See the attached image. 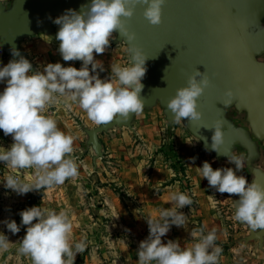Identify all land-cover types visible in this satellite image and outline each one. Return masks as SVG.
Here are the masks:
<instances>
[{
  "label": "clouds",
  "instance_id": "clouds-1",
  "mask_svg": "<svg viewBox=\"0 0 264 264\" xmlns=\"http://www.w3.org/2000/svg\"><path fill=\"white\" fill-rule=\"evenodd\" d=\"M164 3L165 0H91L80 12L70 9L57 17L54 23L60 26L55 36L60 42L59 52L65 62L81 61L80 69L57 62L48 63L42 72H32L29 60L12 49V55L19 59L0 68V82L6 81L0 93V130L13 139L9 149L0 151V162L12 172L4 180L7 189L24 195L63 185L79 176L73 155L76 137L61 131L53 116L45 115L49 108L60 103L61 97L65 103H77L87 119L97 126L118 119L127 121L143 113L141 81L146 76L149 57L131 44L126 49L130 54L129 66L111 65L110 79L102 80L97 70L104 71L103 63L95 55H102L110 47L114 32L128 42L135 40V33L130 32L127 23L137 4L147 6L144 17L155 26L162 23ZM209 84L210 80L199 71L188 77L187 86L177 89L168 101L172 123L179 124L182 118L192 122L202 119L198 99ZM225 95L232 98L234 94L228 89ZM231 102L229 99L228 103ZM213 128L211 150L227 155L220 152L225 137L223 121H217L209 129ZM227 156L234 169L214 170L204 161L197 170L220 194L239 197L233 203L235 221L247 224L254 232L264 230V185L254 180L249 183L246 177L237 175L245 167V158L235 153ZM28 169L33 172L25 175ZM168 200L173 205L171 208L161 209L158 217H147L149 236L140 242L138 264H219L223 249L215 243L218 239L215 229L206 235L203 228L193 229L190 235L198 242L191 247L182 248L179 241L173 240L162 243L161 238L172 225L187 227L188 217L178 209L193 204L189 195L179 191L171 193ZM20 216L27 228L17 253L30 258L31 264H75L77 253L85 251L84 240L74 242V221L68 210L57 213L33 206L21 211ZM4 223L12 234L20 231L15 220ZM10 244L8 237L0 233V253L8 251Z\"/></svg>",
  "mask_w": 264,
  "mask_h": 264
},
{
  "label": "water",
  "instance_id": "water-1",
  "mask_svg": "<svg viewBox=\"0 0 264 264\" xmlns=\"http://www.w3.org/2000/svg\"><path fill=\"white\" fill-rule=\"evenodd\" d=\"M90 3L91 0H0V48L10 61L19 59L12 55V49L18 50L32 64V72H37L38 66L23 49L22 41L40 34L55 36L54 18L70 9L80 12ZM145 7L137 4L127 23L130 32L135 33L134 41L128 42L114 32V44H134L149 57L147 73L141 81L144 110L159 104L170 136L174 123L168 101L177 89L187 86L188 77L195 71L204 73L210 84L198 99L202 119L192 122L182 118V123L202 142L203 151L217 160L228 162L227 155L245 151L244 168L249 182L264 185V0H165L162 23L155 26L144 17ZM228 89L233 91L232 98L225 95ZM230 109L245 113L247 125L238 123ZM135 117L84 128L86 147L93 150L95 164L103 156L100 135L115 127L133 129ZM217 121L224 123L220 152L227 155L211 150L214 128H209ZM238 199L234 198L233 203ZM237 223L248 230L237 241L245 245L256 241L264 252V230L254 232L247 224Z\"/></svg>",
  "mask_w": 264,
  "mask_h": 264
},
{
  "label": "rangeland",
  "instance_id": "rangeland-1",
  "mask_svg": "<svg viewBox=\"0 0 264 264\" xmlns=\"http://www.w3.org/2000/svg\"><path fill=\"white\" fill-rule=\"evenodd\" d=\"M2 1L10 2V0ZM54 25L58 32L60 26L55 23ZM55 36L35 35L25 39L21 44L24 49L26 46L30 47L32 41L39 40L44 43V51L37 59L38 63L34 61L41 72L48 63L59 62L65 67L70 66L69 63H72L77 68L80 61L65 62L63 60L59 52L60 42L55 39ZM113 36L115 39V33H113ZM114 39L111 40L110 47L116 48V51H121L129 64V53L126 51L128 46L124 43L114 44ZM96 56V60L102 61L100 57ZM262 59L264 60V56H262ZM9 62L8 55L0 48V68H3ZM99 76L102 80L110 79L111 71H99ZM5 84L6 81L0 82V93L6 87ZM67 103L69 105L65 104V98L61 97L60 103L49 108L45 115L56 117L58 128L66 134L73 135L68 131L71 126H77V130L80 131V139L86 146L84 128H93L97 125L87 119L86 113L83 115L78 113L76 108H73L72 101H67ZM152 112L157 113L156 117L160 120L162 132L161 147L155 152L150 151V135L148 133L150 130L144 129L147 123L142 126L144 133L140 132L141 125L137 122L136 116L133 129L115 127L100 135L103 144V156L97 159L96 164L94 163V152L91 148L88 149L91 151L90 153H93V159L89 158L86 161L83 160V151L80 150L78 153L74 151L73 155L79 169V176L74 180H66L63 185L51 189H41L18 195L5 187L6 181H4V178L0 183V233L6 235L11 244L8 251L0 253V264H31L30 258L19 255L17 249L26 235L27 228L21 223L20 212L33 206L53 210L57 213L62 210L69 211L74 221V242L84 240L87 243L85 251L77 253L75 264H138L137 253L140 242L149 236L147 217H158V214H149L143 205L141 185L146 176L147 178L151 176L153 168L159 162L164 165V169L170 177L166 184H175L177 191L189 195L193 200L191 206L178 209L179 212L188 217L187 227L181 226L179 227L181 231L178 230L177 232L179 241L182 238L183 243L180 242L182 248L190 247L187 242L197 240L192 238L191 235L189 236L193 229L200 230L203 228L204 234L208 233L204 224L208 220L200 212V208L204 204L215 214L223 228H226L225 231L228 237L231 238L230 242L221 243L217 246L224 250L231 245V247H242L249 251L253 244V250L255 249L253 257L264 264V252L258 249L256 241H251L248 245H245L244 241H237L240 237L248 234L247 226L239 225L233 219V199L238 196H230L227 193L220 194L209 186L205 178L209 188L206 200L203 203L198 196L197 184L188 173V165L184 160L185 154L183 155V152L187 156L188 152L192 150L193 158L200 159L198 161V164L201 163L200 167L203 166L204 161L210 163V160L233 169L235 165L217 160L204 152L202 142L182 122L174 124L169 136L168 122L163 108L158 104L152 110L143 111V113ZM229 112L233 114L238 123L247 125L245 113L239 114L234 109H230ZM1 136L3 137L0 138L3 150L9 149L13 143L12 136ZM174 136L184 138L188 147L183 145V150V147L177 145ZM178 142L181 143L179 140ZM87 152L88 150L85 151V154ZM236 155L244 158L245 151L239 150ZM202 158H205V160H202ZM212 167L215 170L216 166ZM32 172V169L25 170V175ZM238 173L246 177L249 182L245 168ZM198 175H200L199 172ZM23 178L21 177V179ZM134 183H136L135 187L138 188L133 187ZM6 220H15L20 227V231L12 234L4 223ZM35 222L37 221H33V223ZM161 240L162 243L166 241L163 238ZM215 243L219 244L220 241L217 239Z\"/></svg>",
  "mask_w": 264,
  "mask_h": 264
},
{
  "label": "crops",
  "instance_id": "crops-1",
  "mask_svg": "<svg viewBox=\"0 0 264 264\" xmlns=\"http://www.w3.org/2000/svg\"><path fill=\"white\" fill-rule=\"evenodd\" d=\"M30 44L33 47L36 45V47H34L33 49V47L31 46L30 47L26 46L24 47V50L30 55V57H32L33 60L35 59L34 60L35 62L38 63L37 59H39L40 55L42 54V51H44L43 50L44 43L40 42L39 40H36L35 42L32 41ZM116 50H117L116 48L108 47L102 55L96 56L102 59V63H103V67L105 71L106 70L111 71L110 66L113 64L119 65L121 67L129 66L123 53H121V51H116ZM69 65L73 66L75 64L72 65V63H69ZM81 67H82V62L80 61L78 63L77 69H80ZM89 68H91V66H89ZM97 71L99 72V70ZM65 104L69 105V103H65ZM71 104L73 108H76L78 113L82 115L85 114V112L78 106L77 103L72 102ZM156 116H157V113H154V112L142 113L141 115L137 116V122L139 123V125H141L140 132L144 133L142 126H144L146 123L148 124V125L146 124V127L144 129L147 128L148 130H150L148 131V133L150 135L149 144H150L151 152H155L159 150V148L161 147V139H162L161 125H160V120ZM53 118L57 120L56 117H53ZM68 132H71L76 137L74 141V149L77 153L80 150L83 151L84 153L83 160L86 161L89 158L93 159V153H90L91 151L87 149L84 143H82L83 141H81L80 139L81 138L79 135L80 131L79 129L77 130V126H71V129ZM151 134H152V137H151ZM1 135L5 136V134L3 133V130H0V138H3ZM174 138L178 146L180 145L181 147H183V145H185L188 147L184 138L182 137L176 138L175 136ZM177 139L181 141V143L178 142ZM1 140L3 141V139ZM87 150L88 152L87 154H85V151ZM183 150H184V147H183ZM183 155H184V160L186 161L188 165V173L190 176H192V179L197 184L198 196L201 199V201L204 203V200H206V197H207V191H208L209 186H207L205 178H202L201 175H198L197 168H200L199 165L201 163L198 164V161L200 159L199 158L196 159L195 157L193 159L194 155H192V150L191 152H188L187 156H186V153L184 152H183ZM202 160H205V158H202ZM210 164L212 166L215 165L216 168H227L225 167V165L216 164L211 160H210ZM237 175H239V173H237ZM168 180H170V177L168 176L166 169H164V165L161 164L160 162L159 164L155 165V168H153L151 176H149L148 178L146 176L144 178V181L141 185V189L143 191L142 202H143V205L146 207V210L148 211L149 214H159V211L161 209L171 208L173 206L171 203H169L168 198L171 193L177 192V186L172 183L166 184ZM136 183L133 184L134 188H138V187H135ZM200 212H202L203 216H205V219L208 220V222L206 221L204 222L206 226L205 227L206 231L210 232L213 229L216 230V235L218 237V240L220 241V243L216 245H220L221 243L225 244L227 242H230L231 238L228 237V234L225 231L226 228L225 229L223 228V225L216 218L215 214H213V212L210 211L209 207H205L203 204L202 207L200 208ZM178 230L181 231V229L175 225H172L170 227L169 232L164 237H162L163 240L166 239L165 244L168 242V240L179 241V237H177ZM180 242H182V238H180L179 243ZM196 242H198V240H195V242L190 241L187 243H189L188 245L191 247ZM254 252H255V249L253 250V244L249 248V251L242 247H237V246L231 247V245H229L227 246V248H225L222 251L221 256L219 258V264H259L260 261L256 257H253Z\"/></svg>",
  "mask_w": 264,
  "mask_h": 264
},
{
  "label": "built area",
  "instance_id": "built-area-1",
  "mask_svg": "<svg viewBox=\"0 0 264 264\" xmlns=\"http://www.w3.org/2000/svg\"><path fill=\"white\" fill-rule=\"evenodd\" d=\"M0 151H3V144L0 141ZM12 174L11 170L7 168L4 162H0V183L1 181L6 178V175Z\"/></svg>",
  "mask_w": 264,
  "mask_h": 264
}]
</instances>
